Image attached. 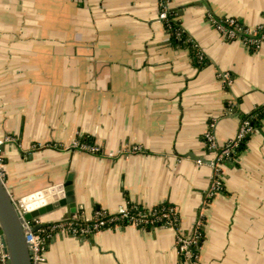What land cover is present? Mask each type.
I'll return each mask as SVG.
<instances>
[{"label":"crops","instance_id":"0c3cea01","mask_svg":"<svg viewBox=\"0 0 264 264\" xmlns=\"http://www.w3.org/2000/svg\"><path fill=\"white\" fill-rule=\"evenodd\" d=\"M171 9L195 54L174 42L158 0H0L3 180L18 204L73 174L74 215L84 220L97 210L170 204L190 235L202 213L198 264H264V117L211 198L214 154L204 138L214 124L226 144L264 107V42L231 41L208 16L256 29L264 0H171ZM77 139L101 152L69 149ZM67 219L63 207L38 222ZM46 258L189 264L167 227L56 234Z\"/></svg>","mask_w":264,"mask_h":264},{"label":"built area","instance_id":"2783aa9c","mask_svg":"<svg viewBox=\"0 0 264 264\" xmlns=\"http://www.w3.org/2000/svg\"><path fill=\"white\" fill-rule=\"evenodd\" d=\"M158 2L160 6L159 19L168 29H171V0H158ZM208 18L216 30L231 41L241 40L250 48H258L264 42V24L256 29H248L235 18H216L211 14ZM183 32V29L177 30L176 34L179 41H182ZM184 42L185 44L191 43V46L195 47L193 41L189 38ZM199 59L203 60L204 58L201 55ZM223 76L226 80L229 78L228 74H223ZM214 127V124H210L209 130L204 137L208 149L214 154V158L211 161L213 168L212 182L207 195L209 198L221 193L225 169L232 162L233 153L243 140L256 132V128L252 125L251 120L245 119L242 121L237 136L226 144L220 145L213 132ZM10 141L12 140L9 138L6 140V142ZM4 143L5 141H0V146ZM69 149L84 151L94 155L101 152L100 146L86 139L75 140ZM139 150L141 148H134V152H138ZM5 175L4 158L0 155V178L4 179ZM18 207L23 213L24 207L21 202L18 203ZM124 226H132L142 231L157 227L170 228L176 234V244L179 254L189 264H198L200 260L201 244L204 237L203 229L205 226L203 215L202 213L200 214L192 233L188 235L181 228L180 215L173 205L165 207L161 204L150 209L140 208L138 205H128L114 213L97 210L91 220H84L74 215L70 219L50 224L46 228L42 227L37 232L26 235V239L33 250V264H47L46 247L49 240L56 234L88 237L102 230ZM29 228L31 230L33 227Z\"/></svg>","mask_w":264,"mask_h":264},{"label":"water","instance_id":"95a60500","mask_svg":"<svg viewBox=\"0 0 264 264\" xmlns=\"http://www.w3.org/2000/svg\"><path fill=\"white\" fill-rule=\"evenodd\" d=\"M20 202L23 213L0 178V264H33L26 235L44 227L38 222L42 216L66 207L68 219L72 218L76 213L74 175L69 174L63 185L26 196Z\"/></svg>","mask_w":264,"mask_h":264},{"label":"trees","instance_id":"16d2710c","mask_svg":"<svg viewBox=\"0 0 264 264\" xmlns=\"http://www.w3.org/2000/svg\"><path fill=\"white\" fill-rule=\"evenodd\" d=\"M171 14H172V16H171L172 28L171 29H168V31L171 33V36H172L173 40H175L174 42H176L179 45H184L186 47H189V49H191V51L193 52V54H195L197 52V50L194 47L191 46V43L185 44V42H184V41H186L189 38L188 37V34H186L185 31L182 34V41H179L177 39V34H176L177 33V30L182 29V27L180 25V22L177 21L178 18H177L176 11L175 10H172L171 11ZM263 117H264V107H260V108L255 109L251 114L245 116L244 117V120L245 119L251 120L252 125L256 129H258L259 126H260L261 119ZM249 138H250V136H248V138H246L245 140H243L240 143V145L237 147L236 151L232 155V161H233L234 158H237L240 155V153L244 150V148L246 146V142L248 141ZM130 206H133V205H130ZM162 206L168 207V206H170V204H162ZM140 208H142V207H140ZM47 226H49V225L44 226V228H46Z\"/></svg>","mask_w":264,"mask_h":264}]
</instances>
